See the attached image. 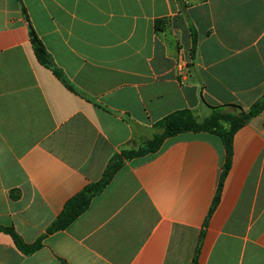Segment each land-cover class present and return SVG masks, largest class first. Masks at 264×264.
<instances>
[{
    "label": "crops",
    "instance_id": "1",
    "mask_svg": "<svg viewBox=\"0 0 264 264\" xmlns=\"http://www.w3.org/2000/svg\"><path fill=\"white\" fill-rule=\"evenodd\" d=\"M185 2L0 0V227L28 245L43 236L24 254L0 232V264H192L196 248L197 264H264V110L234 134L211 213L225 150L188 132L125 161L46 234L153 123L264 95V0ZM27 19L77 93L37 62Z\"/></svg>",
    "mask_w": 264,
    "mask_h": 264
},
{
    "label": "trees",
    "instance_id": "2",
    "mask_svg": "<svg viewBox=\"0 0 264 264\" xmlns=\"http://www.w3.org/2000/svg\"><path fill=\"white\" fill-rule=\"evenodd\" d=\"M183 6L186 5V0H178ZM25 13V12H24ZM27 18V17H26ZM28 22V19H27ZM29 38L33 54L37 62L50 70L54 77L58 79L68 90L77 93L68 83L60 68H58L51 56L46 51L44 45L38 38L34 29L28 22ZM192 34V54L195 45L194 32ZM79 95V94H78ZM86 100L88 98L80 95ZM264 110V95L260 100L254 103L247 110L236 105H223L211 107L210 114L199 121L194 112L189 109L176 110L150 126L151 134L149 137L143 138L141 144L137 147L123 148L118 154H115L104 170L101 179L96 183L86 185L82 191L73 196L64 205L60 214L46 229V234H51L57 231L64 230L73 223L82 213L86 211L90 204V200L98 195L108 183L111 181L114 174L123 166L125 161L131 159L145 157L157 153L164 141L182 133H209L218 136L225 150V161L222 168V173L219 179L217 191L210 209V213L217 205L223 181L229 171L232 158V141L234 134L248 121L260 114ZM205 226V223H204ZM0 232L9 234L15 246L24 254H31L41 247L43 236L38 238L34 243L28 245L13 231L12 228L0 227ZM203 232L200 233L199 242L201 241ZM198 249L196 248L192 264H197Z\"/></svg>",
    "mask_w": 264,
    "mask_h": 264
},
{
    "label": "rangeland",
    "instance_id": "3",
    "mask_svg": "<svg viewBox=\"0 0 264 264\" xmlns=\"http://www.w3.org/2000/svg\"><path fill=\"white\" fill-rule=\"evenodd\" d=\"M150 133H151V130H148V131L146 132V134L143 135L144 137H140V139H139L138 141H136V143L129 145L127 148H130V147H137L138 145L141 144V140H142L143 138H145V136H146V139H147V137L150 136ZM120 151H121V150H120Z\"/></svg>",
    "mask_w": 264,
    "mask_h": 264
}]
</instances>
